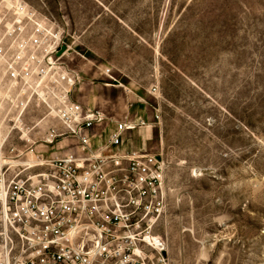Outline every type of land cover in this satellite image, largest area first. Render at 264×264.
<instances>
[{"label":"rangeland","instance_id":"obj_1","mask_svg":"<svg viewBox=\"0 0 264 264\" xmlns=\"http://www.w3.org/2000/svg\"><path fill=\"white\" fill-rule=\"evenodd\" d=\"M20 1L55 26V0L45 1L52 15L39 0ZM124 2L111 17L129 41L136 32V59L123 61L126 77L107 68L117 83L140 86L118 111L141 103L146 118L121 124L163 160L165 209L154 233L167 263L264 264V0ZM114 105L96 106L102 122L115 125Z\"/></svg>","mask_w":264,"mask_h":264},{"label":"built area","instance_id":"obj_2","mask_svg":"<svg viewBox=\"0 0 264 264\" xmlns=\"http://www.w3.org/2000/svg\"><path fill=\"white\" fill-rule=\"evenodd\" d=\"M6 4L0 13V160L17 134L20 143L8 153L32 156L24 167L41 171L7 178L0 163V264H168L166 241L154 233L165 209L160 156L44 160L36 151L66 137L87 151L88 131L104 115L72 100L82 78L67 67L61 31L20 0ZM103 74L115 83L108 68ZM29 111L43 115L25 126ZM44 120L60 127L33 137ZM124 129L133 125L118 124L107 145L118 146Z\"/></svg>","mask_w":264,"mask_h":264},{"label":"crops","instance_id":"obj_3","mask_svg":"<svg viewBox=\"0 0 264 264\" xmlns=\"http://www.w3.org/2000/svg\"><path fill=\"white\" fill-rule=\"evenodd\" d=\"M39 1L41 4L40 8L38 7L40 11L52 15L46 0ZM85 1L87 0H55L54 14L51 16L54 19L55 27L61 31L68 45L66 51L67 67L82 78V84L73 89L71 98L84 108L98 111L100 110L96 106L103 108L106 104L115 103L114 106L117 111L111 114L116 123L110 125L108 123L110 121H108L94 125L88 131L89 148L87 151H83L79 142L71 137L60 139L52 145H38L36 151L44 160L67 155L88 158L92 155L105 157L120 156L127 153H147L145 141L148 137H144L140 131L138 133L132 132V129H124L120 132V144L118 146L107 145L109 135L116 130L118 124L124 120L131 123L146 118L144 115L145 108L141 103L130 105V110L127 109L122 114L118 111L122 105V98L126 96L125 92L138 91L140 86L134 87L122 78L120 79L123 81L122 83L115 81L117 84L102 81L103 69L107 67L112 69V74L116 77L128 76V67L123 61L136 59L135 44L137 41L134 38L136 32H132V40L129 41L127 26L119 18L113 19L111 17V12L121 13L127 8L125 0H111L108 4L103 5H97L94 1H90V3ZM130 51L131 56L129 55ZM108 95H115L116 99L113 100ZM42 115V111H29L26 114V123L31 126ZM49 126L60 127L54 120H44L38 125L37 132L31 133L32 136L40 137ZM19 143L17 134L11 135L4 149V159L0 160L6 169L7 178L16 175L26 178L41 171L39 167L30 169L24 167V164L33 161L32 156L17 157L8 153L9 147L18 146Z\"/></svg>","mask_w":264,"mask_h":264}]
</instances>
